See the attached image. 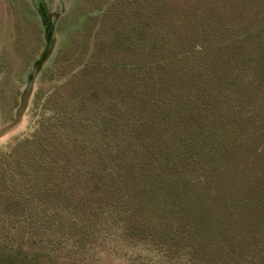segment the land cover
Returning a JSON list of instances; mask_svg holds the SVG:
<instances>
[{
	"label": "trees",
	"instance_id": "obj_1",
	"mask_svg": "<svg viewBox=\"0 0 264 264\" xmlns=\"http://www.w3.org/2000/svg\"><path fill=\"white\" fill-rule=\"evenodd\" d=\"M103 3L50 115L0 151V264H78L112 227L264 264V0Z\"/></svg>",
	"mask_w": 264,
	"mask_h": 264
},
{
	"label": "rangeland",
	"instance_id": "obj_2",
	"mask_svg": "<svg viewBox=\"0 0 264 264\" xmlns=\"http://www.w3.org/2000/svg\"><path fill=\"white\" fill-rule=\"evenodd\" d=\"M103 2L0 0V151L29 136L50 115L44 102L60 83V73L55 67L74 60L84 41L92 39L95 28L87 29L86 23L89 17L101 13L93 8ZM108 34L104 32V36ZM46 36L52 46L47 48L43 60ZM60 49L63 56L55 64ZM86 57L87 54L82 59ZM68 249L70 242L65 243L61 254ZM79 257L78 264H189L185 254L171 257L164 247L128 241L116 227L99 231L95 245L83 258Z\"/></svg>",
	"mask_w": 264,
	"mask_h": 264
},
{
	"label": "water",
	"instance_id": "obj_3",
	"mask_svg": "<svg viewBox=\"0 0 264 264\" xmlns=\"http://www.w3.org/2000/svg\"><path fill=\"white\" fill-rule=\"evenodd\" d=\"M51 42H52V41H51L50 39H48V37L46 36V48H45V49H46V53L42 56V59H43V60L45 59L44 57L46 56V54H48V50H47V48L49 47V45L52 46ZM47 57H48V56H47ZM47 57H46V58H47ZM29 82H30V84H29L28 86L31 87V81H29Z\"/></svg>",
	"mask_w": 264,
	"mask_h": 264
}]
</instances>
